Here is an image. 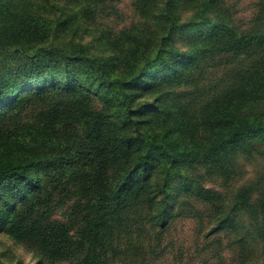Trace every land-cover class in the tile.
<instances>
[{"label": "rangeland", "instance_id": "374dc122", "mask_svg": "<svg viewBox=\"0 0 264 264\" xmlns=\"http://www.w3.org/2000/svg\"><path fill=\"white\" fill-rule=\"evenodd\" d=\"M206 1L0 0V82L5 87L25 75L34 91L85 84L92 108L99 110L106 99L119 104L122 96L102 81L99 66L106 77L121 79L137 60L140 67L153 66L125 87L140 136L132 124L123 126L139 140L188 146L187 155L174 164L165 162L164 149L157 147L148 173L135 172L141 180L135 189L139 198L129 204L125 230L118 237L119 231L101 236L107 264H264V137L214 150L215 124L206 121L208 111L224 100L242 107L243 114L264 118V89L243 104L253 92L254 85L244 91L247 80L264 71V34L258 38L264 32V0H211L201 16ZM25 14L47 24L46 39L9 43L7 28L20 29ZM45 51L57 64L75 59V75L31 66L33 56ZM31 109L38 113L42 104ZM131 144L136 149L138 142ZM32 193L24 179L0 183V264H81L87 244L79 242L87 239L89 209L80 197L56 191L52 202L41 198L35 209L44 212L45 225L65 228L72 241L63 245L64 254L50 256L38 240H19L8 230L13 207ZM25 205L18 211L27 212Z\"/></svg>", "mask_w": 264, "mask_h": 264}, {"label": "trees", "instance_id": "16d2710c", "mask_svg": "<svg viewBox=\"0 0 264 264\" xmlns=\"http://www.w3.org/2000/svg\"><path fill=\"white\" fill-rule=\"evenodd\" d=\"M210 1L204 4L201 16L207 11ZM20 21L23 23L20 29L7 28V36L11 39L9 43L30 45L46 39L47 24H41L39 19L26 14ZM188 23L182 22L180 25ZM172 25H176L174 20ZM263 34L260 33L258 38ZM213 39L212 35L209 44ZM50 54L51 51L36 53L31 66L35 65L37 69L43 66L48 71L61 69L68 77L75 75L71 71L75 59L57 64V59ZM92 60L94 65L98 64L97 59ZM138 62L134 60L129 67L130 72L124 71L121 79L106 77L103 65L99 66L102 81L109 82L122 93L119 104H112L111 99H106L99 110L92 108L94 101L85 84L79 89L72 82L62 83L57 90L43 88L34 91L29 86L28 75L22 76L21 82L15 79L13 87H5L0 82V183L7 179H24L31 182L33 189L29 199H22L21 205L26 204L27 212L18 211L21 205L13 207L14 216L8 230L17 239L38 240L41 248L50 256L54 253L64 254L63 245L67 243L69 246L72 241L65 228L45 225L44 212H36L35 209L41 198L46 203L52 202L56 191L64 197L77 196L89 209L85 229L87 239L79 242L82 246L87 244L81 264H107L100 246L101 236L104 231H119L118 237L122 234L120 231L125 230L123 224L130 219L129 204L139 198L135 189L141 180L135 179V172L142 169L144 173L141 177L148 173L146 169L154 164L153 157L158 155L157 147L164 149L165 162L172 164L187 155L184 151L188 146L182 142L168 141L166 147L158 144L156 138L139 140L123 126L127 122L132 124L133 131L140 136L139 123L134 118L135 110L131 107L125 87L140 76L144 78L153 66L140 67ZM162 66H165V61ZM36 75L41 77L39 72ZM251 86L253 92L245 96L248 99L244 100V105L256 97L260 89H264V71L260 72V76L250 77L244 91ZM39 103L42 109L38 113H32V109L28 111L30 106ZM241 109L224 100L208 111L206 121L215 124L210 140L214 150L244 138L264 137V118L243 114ZM132 140L138 142L136 149L131 144ZM35 173H39V176H34ZM35 191L36 195L31 198ZM164 213H167V209H164ZM90 216L92 218L88 220ZM101 251L103 255L100 258Z\"/></svg>", "mask_w": 264, "mask_h": 264}]
</instances>
